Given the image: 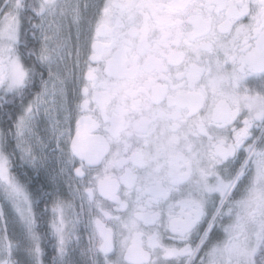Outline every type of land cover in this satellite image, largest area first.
<instances>
[{
  "label": "snow or ice",
  "instance_id": "6c2138e0",
  "mask_svg": "<svg viewBox=\"0 0 264 264\" xmlns=\"http://www.w3.org/2000/svg\"><path fill=\"white\" fill-rule=\"evenodd\" d=\"M0 264H264V0H0Z\"/></svg>",
  "mask_w": 264,
  "mask_h": 264
}]
</instances>
